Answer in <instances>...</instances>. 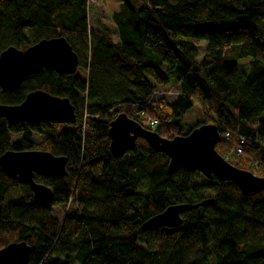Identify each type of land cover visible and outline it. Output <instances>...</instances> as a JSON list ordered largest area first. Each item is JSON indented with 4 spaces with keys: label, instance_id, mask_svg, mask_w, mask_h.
Returning <instances> with one entry per match:
<instances>
[{
    "label": "trees",
    "instance_id": "16d2710c",
    "mask_svg": "<svg viewBox=\"0 0 264 264\" xmlns=\"http://www.w3.org/2000/svg\"><path fill=\"white\" fill-rule=\"evenodd\" d=\"M119 1L110 29L90 28L89 0H0V52L63 36L84 70H43L14 91L0 88L2 104L42 89L68 98L76 114L74 124L0 117V155L13 149L67 157L66 174H34L51 188L48 202L0 167V249L27 242L28 264H264V188L242 194L215 175L170 170L168 157L141 138L116 159L108 138L120 112L161 137L214 124L217 152L264 177V0ZM198 41L205 42L200 58ZM174 86L172 101L153 96ZM194 100L202 119L183 132L180 120ZM238 147L240 154L231 153ZM205 200L183 212L178 227L142 226L172 204ZM59 206L67 207L61 219Z\"/></svg>",
    "mask_w": 264,
    "mask_h": 264
},
{
    "label": "water",
    "instance_id": "95a60500",
    "mask_svg": "<svg viewBox=\"0 0 264 264\" xmlns=\"http://www.w3.org/2000/svg\"><path fill=\"white\" fill-rule=\"evenodd\" d=\"M77 67L78 55L63 36L40 39L25 49L11 45L0 52V88L2 92L14 91L30 76L43 70L72 74ZM0 117H4L10 124L31 121L61 124L76 122L75 108L68 98L52 95L42 89L27 93L19 104L0 103ZM108 138L110 152L116 159L134 149L136 140L141 138L153 150L168 157L170 170L184 167L190 171L198 170L206 178L215 175L220 180L233 182L242 194L264 188V177L233 166L217 152L216 145L221 136L214 124H200L185 135L161 137L126 113L120 112L109 124ZM66 165V156L44 150L9 149L0 155L2 170L17 182L27 184L38 202L50 201L52 190L36 182L34 174L44 177L64 175ZM209 202L172 204L145 220L142 226L178 227L182 224L183 212ZM30 251L31 247L25 241L11 242L0 249V264H28Z\"/></svg>",
    "mask_w": 264,
    "mask_h": 264
},
{
    "label": "rangeland",
    "instance_id": "374dc122",
    "mask_svg": "<svg viewBox=\"0 0 264 264\" xmlns=\"http://www.w3.org/2000/svg\"><path fill=\"white\" fill-rule=\"evenodd\" d=\"M89 10H88V20L90 28H94L100 26V24L107 25L110 29L114 28V24L111 19V13L117 10L120 1L119 0H89ZM117 36L114 34V41L117 40ZM197 46L199 49V58L203 54V48L205 47L204 41H198ZM250 59L240 60L238 67L240 69H245L249 66ZM264 65V63H263ZM77 73L84 76L83 67H77ZM177 95V87H166L164 90L157 91L154 93V97L164 96L168 101H172ZM202 119L200 105L197 101H193L192 107L182 116L181 118V127L183 132H186L192 123ZM19 135L11 134L12 141H16L19 139ZM33 139L35 141H40L42 139L41 136L37 134H33ZM232 153V151H231ZM240 154V153H239ZM66 206H59L54 209V214L61 219L63 212L65 211Z\"/></svg>",
    "mask_w": 264,
    "mask_h": 264
},
{
    "label": "built area",
    "instance_id": "2783aa9c",
    "mask_svg": "<svg viewBox=\"0 0 264 264\" xmlns=\"http://www.w3.org/2000/svg\"><path fill=\"white\" fill-rule=\"evenodd\" d=\"M154 122H156V120H151L150 121V124H153ZM232 153L233 154H239V153H241V147H238V148L233 149L232 150Z\"/></svg>",
    "mask_w": 264,
    "mask_h": 264
}]
</instances>
